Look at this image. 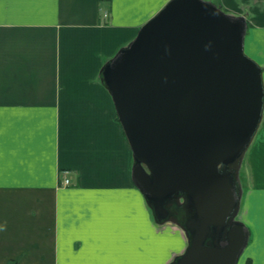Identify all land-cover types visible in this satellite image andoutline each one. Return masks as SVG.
<instances>
[{"label": "crops", "instance_id": "crops-1", "mask_svg": "<svg viewBox=\"0 0 264 264\" xmlns=\"http://www.w3.org/2000/svg\"><path fill=\"white\" fill-rule=\"evenodd\" d=\"M167 1L0 0V264H169L184 250L132 180L99 77ZM209 1L245 16V52L264 66V0ZM244 162L236 264H264V110Z\"/></svg>", "mask_w": 264, "mask_h": 264}, {"label": "water", "instance_id": "water-1", "mask_svg": "<svg viewBox=\"0 0 264 264\" xmlns=\"http://www.w3.org/2000/svg\"><path fill=\"white\" fill-rule=\"evenodd\" d=\"M247 21L209 0H168L100 68L131 149V177L157 224L186 247L169 264H236L243 158L264 110V66Z\"/></svg>", "mask_w": 264, "mask_h": 264}, {"label": "rangeland", "instance_id": "rangeland-1", "mask_svg": "<svg viewBox=\"0 0 264 264\" xmlns=\"http://www.w3.org/2000/svg\"><path fill=\"white\" fill-rule=\"evenodd\" d=\"M244 163L245 162L243 160L242 166H241L240 172H239V177H240V181H241V185H242V197H241V202H240V211L237 214V218L238 219L241 218V213H242L241 211H243L242 210V206L245 203V198H246V195H247V188H248V184H249L248 175H247V168H245ZM174 226L177 227L176 225H174Z\"/></svg>", "mask_w": 264, "mask_h": 264}, {"label": "built area", "instance_id": "built-area-1", "mask_svg": "<svg viewBox=\"0 0 264 264\" xmlns=\"http://www.w3.org/2000/svg\"><path fill=\"white\" fill-rule=\"evenodd\" d=\"M70 183V180L67 177H64L62 180V184L68 185Z\"/></svg>", "mask_w": 264, "mask_h": 264}]
</instances>
